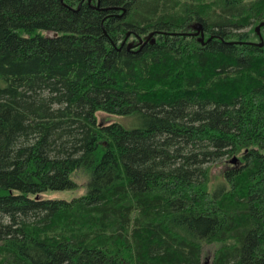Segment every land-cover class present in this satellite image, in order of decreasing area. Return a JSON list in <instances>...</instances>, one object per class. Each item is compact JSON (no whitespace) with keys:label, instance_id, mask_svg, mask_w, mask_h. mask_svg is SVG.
<instances>
[{"label":"trees","instance_id":"1","mask_svg":"<svg viewBox=\"0 0 264 264\" xmlns=\"http://www.w3.org/2000/svg\"><path fill=\"white\" fill-rule=\"evenodd\" d=\"M262 23L264 0H0V264H264Z\"/></svg>","mask_w":264,"mask_h":264},{"label":"rangeland","instance_id":"2","mask_svg":"<svg viewBox=\"0 0 264 264\" xmlns=\"http://www.w3.org/2000/svg\"><path fill=\"white\" fill-rule=\"evenodd\" d=\"M260 31V30H259ZM198 35V34H197ZM99 120L100 121H115L123 124L127 128H135L141 125V119L138 116H117V115H110L99 113ZM236 158L235 156L231 159L223 160L219 163L210 165V184L214 185L218 182H225V178L223 176V171L233 163L232 160ZM78 186L73 190H48L41 194L43 198H64L71 200L74 197H78L83 195L86 192V184L88 181V176L84 173L78 176ZM226 184V183H225ZM221 247V242L219 241H211L209 243H205L202 247V261L204 263H210L215 255L216 250Z\"/></svg>","mask_w":264,"mask_h":264},{"label":"water","instance_id":"3","mask_svg":"<svg viewBox=\"0 0 264 264\" xmlns=\"http://www.w3.org/2000/svg\"><path fill=\"white\" fill-rule=\"evenodd\" d=\"M263 24H264V23H262L261 25H263ZM196 28H197L196 34H201V38H202V40H203V43H205V41H204V30H203V26H202V24H201V23H197V24H196ZM257 30H258V31L260 30V26H257ZM260 45L263 46V45H264V41H262V42L260 43ZM232 162H233V163H236V162H237V159L234 158V159L232 160Z\"/></svg>","mask_w":264,"mask_h":264}]
</instances>
